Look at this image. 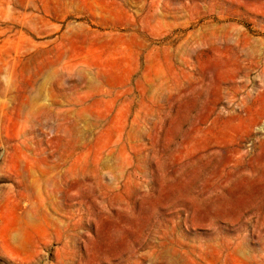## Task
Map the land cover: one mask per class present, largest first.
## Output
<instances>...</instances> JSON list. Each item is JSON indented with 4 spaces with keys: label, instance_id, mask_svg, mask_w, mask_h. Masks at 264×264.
Masks as SVG:
<instances>
[{
    "label": "rangeland",
    "instance_id": "rangeland-1",
    "mask_svg": "<svg viewBox=\"0 0 264 264\" xmlns=\"http://www.w3.org/2000/svg\"><path fill=\"white\" fill-rule=\"evenodd\" d=\"M0 264H264V0H0Z\"/></svg>",
    "mask_w": 264,
    "mask_h": 264
}]
</instances>
